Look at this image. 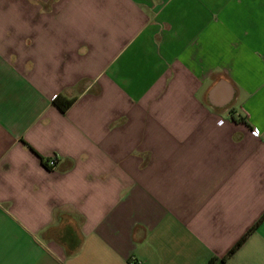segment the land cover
<instances>
[{
    "label": "crops",
    "instance_id": "1",
    "mask_svg": "<svg viewBox=\"0 0 264 264\" xmlns=\"http://www.w3.org/2000/svg\"><path fill=\"white\" fill-rule=\"evenodd\" d=\"M211 259L264 264V0H0V264Z\"/></svg>",
    "mask_w": 264,
    "mask_h": 264
},
{
    "label": "trees",
    "instance_id": "2",
    "mask_svg": "<svg viewBox=\"0 0 264 264\" xmlns=\"http://www.w3.org/2000/svg\"><path fill=\"white\" fill-rule=\"evenodd\" d=\"M54 105L61 111H66L70 105L73 103V99H67L63 96H57L54 100H53ZM258 224V222H257ZM256 227V225L252 228L254 229ZM245 237H243L231 250V253L237 248L239 247L242 242L244 241ZM214 261V259H211L208 264H212Z\"/></svg>",
    "mask_w": 264,
    "mask_h": 264
},
{
    "label": "built area",
    "instance_id": "3",
    "mask_svg": "<svg viewBox=\"0 0 264 264\" xmlns=\"http://www.w3.org/2000/svg\"><path fill=\"white\" fill-rule=\"evenodd\" d=\"M48 165H49V166H53V165H54V160H49V161H48Z\"/></svg>",
    "mask_w": 264,
    "mask_h": 264
}]
</instances>
